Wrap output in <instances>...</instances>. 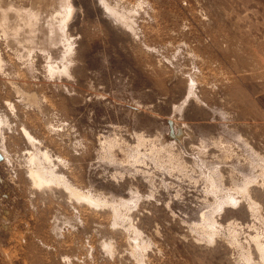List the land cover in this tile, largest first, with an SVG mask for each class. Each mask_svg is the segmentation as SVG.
<instances>
[{
    "label": "rangeland",
    "instance_id": "obj_1",
    "mask_svg": "<svg viewBox=\"0 0 264 264\" xmlns=\"http://www.w3.org/2000/svg\"><path fill=\"white\" fill-rule=\"evenodd\" d=\"M0 64V264H264V0H0Z\"/></svg>",
    "mask_w": 264,
    "mask_h": 264
},
{
    "label": "bare ground",
    "instance_id": "obj_2",
    "mask_svg": "<svg viewBox=\"0 0 264 264\" xmlns=\"http://www.w3.org/2000/svg\"><path fill=\"white\" fill-rule=\"evenodd\" d=\"M106 2V1H105ZM106 4V3H105ZM106 5H108V4H106ZM109 6V5H108ZM115 7V6H114ZM111 12V11H110ZM112 12H114V11H112ZM117 12H118V10H117ZM119 13V12H118ZM114 14V13H113ZM117 15V14H116ZM118 16V15H117ZM128 16V15H127ZM120 17H122L121 15H120ZM124 19V18H123ZM68 40V39H67ZM69 45V44H68ZM68 50V49H67ZM67 52H69V51H67ZM1 65V64H0ZM67 66V65H66ZM58 69V68H57ZM63 71H64V69H63ZM67 72V71H66ZM193 91V90H192ZM191 92V91H190ZM12 104V103H11ZM1 119V118H0ZM3 120V119H2ZM1 122H3V121H1ZM0 122V123H1ZM4 123V122H3ZM27 131H25V133H26ZM30 132V131H29ZM27 137V136H26ZM33 139H35L34 137H33ZM38 140V139H37ZM180 140V139H179ZM35 141V140H34ZM39 141V140H38ZM37 141V142H38ZM33 142V141H32ZM35 143V142H34ZM34 143H32V144H34ZM229 144V143H228ZM36 147H37V145H35ZM222 146V145H221ZM36 149V148H35ZM39 149V148H38ZM41 151V150H40ZM45 151H47V150H45ZM32 152V150L30 151V153ZM137 152V151H136ZM33 153V152H32ZM37 153V152H36ZM45 153V152H44ZM43 153V154H44ZM47 153H49V152H46L45 154H47ZM39 154V153H38ZM41 155H42V153H40ZM44 154V155H45ZM50 154V153H49ZM35 156H36V154H34ZM41 155H37V156H41ZM43 155V156H44ZM30 156V155H29ZM32 156V155H31ZM48 156V154L46 155V157ZM0 157H1V159L3 158V159H5V158H7V154H6V152H4V150H1L0 149ZM45 157V158H46ZM52 157V156H51ZM50 157V158H51ZM30 158V157H29ZM34 158V157H33ZM49 158V157H48ZM264 158V157H263ZM262 158V159H263ZM31 159V158H30ZM36 159V158H35ZM42 159V158H41ZM38 160H40V158H38ZM256 160V159H255ZM261 160V159H260ZM259 160V161H260ZM33 161H35V160H33ZM46 161H49V160H46ZM259 161H258V164H259ZM32 162V161H31ZM40 162V161H39ZM51 162H53V161H51ZM255 162V161H254ZM253 162V163H254ZM30 163V162H29ZM47 163V162H46ZM245 163V162H244ZM261 163V162H260ZM50 164H52V163H50ZM250 164H251V162H250ZM263 164V163H262ZM40 165V164H39ZM44 165V164H43ZM42 165V166H43ZM256 165H257V163H256ZM33 166H35V167H37V168H31V170H30V176L33 178V182H35V183H37V184H41V183H45V184H47V183H49V182H51L52 181V179L51 178H53V177H48L47 176V173L46 172H44V170H46V169H44L43 170V168L44 167H42L41 165L40 166H36L35 164L34 165H31L30 167H33ZM48 166V165H47ZM53 166V165H52ZM251 166V165H250ZM260 166H261V164H260ZM50 168V167H49ZM49 168H48V170H49ZM54 168V167H53ZM257 168V167H256ZM30 169V168H29ZM50 169H52V168H50ZM264 169V168H263ZM238 170H239V168H238ZM252 170H254V169H252ZM256 170V169H255ZM260 170V169H259ZM51 171V170H50ZM50 171H49V173H50ZM263 171V170H262ZM52 172H54L53 170L51 171V173ZM239 173H240V171H238ZM254 172V171H253ZM56 173V172H55ZM54 173V174H55ZM58 173V172H57ZM233 173V172H232ZM246 173V172H245ZM252 173V172H251ZM27 174V173H26ZM53 174V173H52ZM60 174V173H59ZM257 174V173H256ZM260 174V173H259ZM49 175V174H48ZM58 175V174H57ZM64 175V174H63ZM241 175H243V174H241ZM258 175V174H257ZM59 176H61V175H59ZM65 176V175H64ZM63 176V177H64ZM62 177V178H63ZM243 177H245L244 175H243ZM247 177V176H246ZM245 177V178H246ZM260 177V176H259ZM263 177H264V175H263ZM59 178V177H58ZM244 178V179H245ZM50 179V180H49ZM54 179V178H53ZM57 179V178H56ZM214 179V178H213ZM224 179V178H223ZM244 179L242 180V182L244 181ZM247 179H250V181H251V177L250 178H248L247 177ZM253 179L254 178H252V181H253ZM59 180V179H58ZM61 180H63V179H61ZM67 180V179H66ZM254 180H256V178L254 179ZM263 180V179H262ZM54 181H55V179H54ZM53 181V182H54ZM57 181V180H56ZM55 181V182H56ZM248 181V180H247ZM250 181H248V182H246V183H244V185L243 186H240L239 187V192H241V193H244V194H246L247 193V190H250V188H249V186H248V188H247V185L246 184H248ZM257 181H259V180H257ZM218 182V181H217ZM216 182V183H217ZM245 182V181H244ZM34 183V184H35ZM56 183H58V181L56 182ZM239 183H241V182H239ZM239 183H237L238 185L237 186H239ZM52 184V183H51ZM214 184V183H213ZM212 184V185H213ZM259 184V183H258ZM36 185V184H35ZM43 184H41V186H42ZM68 185V184H67ZM218 185V184H217ZM216 185V186H217ZM249 185V184H248ZM250 185H252V184H250ZM39 186V185H38ZM259 186V185H258ZM66 187V186H65ZM71 187V186H70ZM218 187H220V186H218ZM218 187H216L217 189H218ZM264 187V186H263ZM73 188V187H72ZM236 188V187H235ZM73 189H75V188H73ZM220 189V188H219ZM237 189V188H236ZM222 190V189H221ZM224 190V189H223ZM238 190V189H237ZM237 190H235V191H237ZM70 191H74V190H70ZM217 191V190H216ZM74 192H76V191H74ZM224 192V191H223ZM232 192V191H231ZM228 193V194H226V195H224L223 193V196H219V202H216V204L218 203V206H217V208H219V207H223L224 205H229V203H231L232 205H235L238 201H239V197L235 194V193ZM237 194H238V192H236ZM250 193V192H249ZM216 194V193H215ZM251 194V193H250ZM249 194V196L251 197V199H252V196ZM79 196H80V194H78ZM78 195H76V196H78ZM238 195H240V194H238ZM82 196V195H81ZM91 196V195H90ZM88 197V196H87ZM86 197V198H87ZM246 197V196H245ZM83 198H85V197H83ZM88 199V198H87ZM254 199V198H253ZM86 200V199H85ZM89 200V199H88ZM91 200V199H90ZM96 200H98V199H96ZM255 200V199H254ZM242 201V200H241ZM250 201V200H249ZM257 201V200H256ZM91 202H93V201H91ZM90 202V203H91ZM99 202V201H98ZM100 203V202H99ZM96 204H97V202H96ZM230 204V205H231ZM254 202H251L250 203V207H252L253 208V206H254ZM120 207V206H119ZM257 207V206H256ZM261 207V206H260ZM117 208V207H116ZM217 208H214V209H217ZM259 208V205H258V207L256 208V210ZM263 208V207H262ZM116 210V209H115ZM259 211V210H258ZM257 212V211H256ZM214 213V212H213ZM213 213H211V215L213 214ZM216 213H217V211H216ZM260 213V212H259ZM207 214L208 215H210V213L209 212H207ZM255 214V213H254ZM258 214V213H257ZM261 214V213H260ZM260 214H258V215H260ZM204 215V214H203ZM262 215V214H261ZM263 216V215H262ZM206 219V218H205ZM209 219H210V217H209ZM208 219V220H209ZM213 225V224H212ZM214 226V225H213ZM201 227V226H200ZM212 229H214L213 227H212ZM207 230V229H206ZM208 231V233H209V230H207ZM207 233V234H208ZM215 234V233H214ZM211 235V237H212V234H210ZM255 238H257V237H255ZM257 241V249H258V251H259V253L262 255V258H263V262H264V241H260V240H256Z\"/></svg>",
    "mask_w": 264,
    "mask_h": 264
},
{
    "label": "water",
    "instance_id": "obj_3",
    "mask_svg": "<svg viewBox=\"0 0 264 264\" xmlns=\"http://www.w3.org/2000/svg\"><path fill=\"white\" fill-rule=\"evenodd\" d=\"M0 159H1V157H0Z\"/></svg>",
    "mask_w": 264,
    "mask_h": 264
}]
</instances>
